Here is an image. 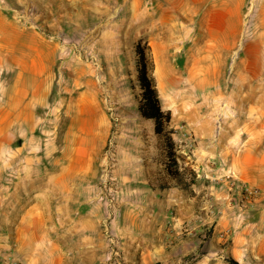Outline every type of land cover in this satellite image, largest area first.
<instances>
[{"label": "rangeland", "instance_id": "374dc122", "mask_svg": "<svg viewBox=\"0 0 264 264\" xmlns=\"http://www.w3.org/2000/svg\"><path fill=\"white\" fill-rule=\"evenodd\" d=\"M47 1L0 0V114L13 111L18 159L40 178L70 162L72 191L111 230L114 264H142L130 209L158 203L133 199L144 188L173 204L167 230L149 218L145 264H264V0ZM141 39L177 164L139 111Z\"/></svg>", "mask_w": 264, "mask_h": 264}, {"label": "crops", "instance_id": "0c3cea01", "mask_svg": "<svg viewBox=\"0 0 264 264\" xmlns=\"http://www.w3.org/2000/svg\"><path fill=\"white\" fill-rule=\"evenodd\" d=\"M128 1L129 7L135 9L150 4L160 9L167 7V0ZM19 95L24 104L29 92ZM12 112L0 114V151L7 150L5 159L0 160L1 260L16 264H114L110 249L112 239L108 235L111 230L103 226L104 214L98 205L80 196V192L72 191L70 162L64 161L58 171L40 178L34 161L18 159L24 145L21 132H8L7 120ZM12 152L14 154H10ZM147 183L150 185L149 179ZM167 192L144 188L143 197H133L144 203L152 198V193L158 201L154 208L144 204L143 208L130 209L133 212L132 246L142 264L151 261L153 221L150 216L155 217L160 231H164L173 213L169 197H161ZM115 233L118 235V230Z\"/></svg>", "mask_w": 264, "mask_h": 264}, {"label": "trees", "instance_id": "16d2710c", "mask_svg": "<svg viewBox=\"0 0 264 264\" xmlns=\"http://www.w3.org/2000/svg\"><path fill=\"white\" fill-rule=\"evenodd\" d=\"M136 53L138 56V80L142 89V99L139 104V111L143 118L152 120L155 124V133L165 143V148L172 162L177 164L175 159V142L173 140L174 132L170 129L172 121V113L166 111L162 106V99L157 88L156 80L153 76V60L151 58V47L148 43L141 39L136 45ZM169 174L180 177V173L168 170ZM182 185V182H179ZM162 188H167V184H163ZM233 264H239L236 260H231Z\"/></svg>", "mask_w": 264, "mask_h": 264}]
</instances>
